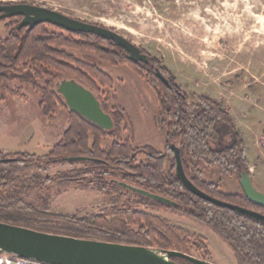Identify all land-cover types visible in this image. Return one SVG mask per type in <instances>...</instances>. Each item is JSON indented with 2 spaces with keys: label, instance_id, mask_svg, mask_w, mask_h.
Returning <instances> with one entry per match:
<instances>
[{
  "label": "trees",
  "instance_id": "16d2710c",
  "mask_svg": "<svg viewBox=\"0 0 264 264\" xmlns=\"http://www.w3.org/2000/svg\"><path fill=\"white\" fill-rule=\"evenodd\" d=\"M22 18L16 15L3 19L8 20L9 31L0 37V92L16 95L30 82L41 97L40 106L55 113L59 106L68 108L56 83L74 78L95 93L115 126L110 130L101 128L68 108L64 135L46 154L0 150V221L77 238L191 255L200 251L206 259L210 251L203 236L171 225L142 208L164 209L213 230L232 249L238 264H264V221L199 197L176 175V157L171 147L174 143L180 148L187 177L199 189L264 214V207L251 202L240 185L243 172L252 177L250 163L242 132L222 103L214 97L185 90L161 60L142 48L149 65L130 60L124 48L94 33L68 31L48 22L18 27ZM76 50L93 52L113 65L127 64L148 82L159 104L158 121L165 130V152L149 145L136 146L131 136H120L122 130L128 129L129 119L124 109L110 105L107 96L103 98L101 90L102 86H113V79L96 65L78 58L72 52ZM156 68L169 80V85L157 77ZM12 80L22 85L13 88ZM139 155H144L145 160H139ZM75 156L97 160H67ZM67 164L71 167L53 176L41 174ZM208 168L218 170L221 177L237 178L240 190L226 191L220 181L206 180ZM120 182L168 197L179 207L140 195ZM72 187H95L111 205L86 216L40 208L53 189L63 191ZM34 189L33 199H27L28 190ZM122 194L124 200L120 199Z\"/></svg>",
  "mask_w": 264,
  "mask_h": 264
},
{
  "label": "rangeland",
  "instance_id": "374dc122",
  "mask_svg": "<svg viewBox=\"0 0 264 264\" xmlns=\"http://www.w3.org/2000/svg\"><path fill=\"white\" fill-rule=\"evenodd\" d=\"M22 2L111 28L161 60L188 92L218 99L242 132L255 187L264 193V0H0ZM7 21L0 20V37L8 34ZM72 52L113 79V86L100 87L103 98L107 96L110 105L124 109L129 119L128 129L120 136H131L136 146L149 145L165 152L159 104L148 82L127 64L113 65L89 51ZM21 85L18 80L10 82L13 88ZM40 98L30 82L16 95L0 92L1 151L42 155L62 139L68 126V108L59 106L55 113H49L40 106ZM139 160L145 156L139 155ZM70 167L59 165L41 174L53 176ZM204 176L220 181L226 191L240 190L237 178L221 177L216 169H206ZM28 192L27 199L32 200L36 190ZM125 198V194L120 196ZM110 205L95 187H72L53 189L40 208L86 216ZM142 209L203 236L210 255L205 259L202 252L193 251L196 257L213 264H238L232 249L213 230L172 211ZM179 263L192 264L185 260Z\"/></svg>",
  "mask_w": 264,
  "mask_h": 264
},
{
  "label": "water",
  "instance_id": "95a60500",
  "mask_svg": "<svg viewBox=\"0 0 264 264\" xmlns=\"http://www.w3.org/2000/svg\"><path fill=\"white\" fill-rule=\"evenodd\" d=\"M16 15L23 16L18 27H33L36 24L48 22L64 27L68 31L94 33L110 39L117 46L124 48L128 52L130 60L136 63L150 64L148 55L142 52L139 46L111 28L86 22L42 5L23 2L0 4V20ZM155 73L166 85H169V80L160 69L156 68ZM56 89L65 100L70 111L79 113L101 128L107 130L114 128V120L110 113L104 110L95 93L79 81L74 78L62 79L56 83ZM171 147L176 157V175L188 190L215 204L264 221L263 213L223 201L199 189L184 171L180 148L175 144H172ZM67 160L97 159L75 156L69 157ZM119 184L160 203L175 208L179 207L177 202L168 197L124 182ZM240 185L251 202L264 207V193L255 187L252 177L246 172L242 173ZM3 254L44 264H180L173 259L174 257H180L192 264H213L210 261L177 250H160L96 239L77 238L0 221V255Z\"/></svg>",
  "mask_w": 264,
  "mask_h": 264
},
{
  "label": "built area",
  "instance_id": "2783aa9c",
  "mask_svg": "<svg viewBox=\"0 0 264 264\" xmlns=\"http://www.w3.org/2000/svg\"><path fill=\"white\" fill-rule=\"evenodd\" d=\"M0 262L2 264H25L27 260L14 257L9 254H3L0 256Z\"/></svg>",
  "mask_w": 264,
  "mask_h": 264
},
{
  "label": "crops",
  "instance_id": "0c3cea01",
  "mask_svg": "<svg viewBox=\"0 0 264 264\" xmlns=\"http://www.w3.org/2000/svg\"><path fill=\"white\" fill-rule=\"evenodd\" d=\"M252 180H253V178H252ZM253 183H254V180H253ZM254 185H255V183H254ZM0 264H2V263L0 262ZM25 264H39V263H35V262H32V261H27Z\"/></svg>",
  "mask_w": 264,
  "mask_h": 264
},
{
  "label": "flooded vegetation",
  "instance_id": "af4514ba",
  "mask_svg": "<svg viewBox=\"0 0 264 264\" xmlns=\"http://www.w3.org/2000/svg\"><path fill=\"white\" fill-rule=\"evenodd\" d=\"M61 95V94H60ZM130 185V184H129ZM126 188V187H125ZM128 189V188H127Z\"/></svg>",
  "mask_w": 264,
  "mask_h": 264
},
{
  "label": "bare ground",
  "instance_id": "6f19581e",
  "mask_svg": "<svg viewBox=\"0 0 264 264\" xmlns=\"http://www.w3.org/2000/svg\"><path fill=\"white\" fill-rule=\"evenodd\" d=\"M229 10V9H228Z\"/></svg>",
  "mask_w": 264,
  "mask_h": 264
}]
</instances>
